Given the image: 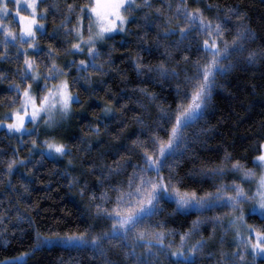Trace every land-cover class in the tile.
I'll use <instances>...</instances> for the list:
<instances>
[{"label":"snow or ice","instance_id":"6c2138e0","mask_svg":"<svg viewBox=\"0 0 264 264\" xmlns=\"http://www.w3.org/2000/svg\"><path fill=\"white\" fill-rule=\"evenodd\" d=\"M43 3L44 0H0V43L4 45L0 59L9 58V45L16 49L17 60L23 56L22 67L16 70L19 82L9 84V91L14 93L9 102L15 107L4 114L0 129L6 130L9 135H31L42 123L45 131H54L59 121L70 113L72 104L80 102L79 95L72 90L75 83L80 79H90L89 69L103 70V64L97 60L101 55L97 45L115 34L130 31L127 25L140 19L134 15L137 11L143 13L145 27L149 26L150 18H154L157 29L154 43L157 50L164 47L162 55L165 58L153 65H145L137 54L132 58L135 70L138 74L146 71L150 81L158 82L161 87L168 84L174 96L172 102L164 104L162 101L167 97L162 98L146 88L134 89L141 94L143 101H147L145 104L138 100L140 107L143 109L148 104H154L157 112L147 124L141 115L136 116L142 126L141 133L144 134V129H147L145 140L137 136L131 142L133 148L140 152L141 161L132 164L129 159L121 158L114 162L115 167L108 165L107 172H102L98 183H104L112 175H119L128 165L132 171L127 173L126 179L109 184L99 197L95 194L89 196L92 215L105 222L110 221L107 228L94 233L93 226L89 225L83 231L53 233L50 236H44L34 228L32 248L0 260V264H25L24 258L30 253L52 245L78 252L90 251L93 259H101L103 264H113L107 252L116 247L123 251L126 260L133 258L132 264H157L161 255L169 264H196L206 241L203 237L191 245L187 241L200 232L205 221L222 226L225 217L228 218L226 230L234 233L236 249L230 254L221 251L218 264H256L257 258H264V142H259V151L251 158L253 167H248L240 159H233L226 151L221 163L214 167L201 164L184 175L176 171L192 151L191 146L199 141L200 134L208 131L203 128L196 130V125L205 120L215 90L218 86L222 87L219 80L238 66L246 45L255 39L254 31L246 22V13L237 6L228 8L222 16L218 11L214 19H209L200 7L189 8L188 0H176L174 8L169 0H160L159 6H154L155 0H84L81 4H67V15L60 27L65 29L66 34L71 33L75 42L65 51L77 54L83 53L86 48L88 59L69 60L66 67L61 68L54 59L57 50L52 46L42 49L37 43V34H46L43 21L48 7L41 8ZM164 5L172 13L171 16L166 15ZM206 7L211 9L212 5ZM73 14L76 24L69 26ZM9 16L13 17V21L6 23ZM173 19L178 20L175 27L170 26ZM230 32H234L231 40L226 38ZM173 36L177 38L170 44L165 43ZM51 37H56L55 31ZM193 41L198 58L190 61L187 55L181 57L194 69L190 73L183 69L181 77L179 62L176 66L169 64L172 55L169 49L174 46L188 51L192 49ZM29 51L37 55L30 56ZM40 54H46L47 64L40 60ZM243 59L249 65L258 59L264 60V49L249 50ZM108 63H111L110 59ZM73 65L78 75L70 80L68 68ZM4 79L8 76L0 73V80ZM171 81L176 83L173 85ZM104 111L111 112L112 109L106 107ZM28 124L33 127L28 128ZM92 131L98 132L99 128L94 127ZM37 143L38 137L31 140L33 150ZM39 143L42 157L56 159L70 152L68 145L55 136H48ZM18 163L26 161L10 159L6 170L11 172ZM228 172L238 174L237 178L214 182V190L201 193L196 187L187 186L189 181L199 185L203 179L224 177ZM72 183L70 180L69 185ZM80 191L83 195L84 189ZM108 192L115 193V196L110 197ZM165 203L174 204V213L191 215L195 212L198 215L183 232L165 229L162 223L152 225L150 221L163 211ZM245 206H248L247 209ZM218 208L227 211L212 217L199 215ZM249 216H255L261 223L249 224ZM18 219L23 220L24 217L18 216ZM28 223L33 227L31 218ZM176 236H179L178 242L171 239L165 243L169 237ZM138 248L143 251L138 252Z\"/></svg>","mask_w":264,"mask_h":264},{"label":"trees","instance_id":"16d2710c","mask_svg":"<svg viewBox=\"0 0 264 264\" xmlns=\"http://www.w3.org/2000/svg\"><path fill=\"white\" fill-rule=\"evenodd\" d=\"M83 2L45 0L41 4V8L48 7L46 34H39L37 43L42 49L47 50L52 46L57 50L54 59L61 68L66 67V61L88 59L86 48L83 53L77 54L65 51L75 39L60 27L67 15L66 5ZM169 2L174 8L176 0ZM159 5L160 0H155L154 6ZM206 5H212V8L208 9ZM188 6L200 7L209 19H214L218 11L222 16L228 8L238 6L246 13V22L254 31L255 39L246 45L245 52L237 62L238 66L219 80L222 87L218 86L215 90L205 120L196 125V130L203 128L208 131L200 134L199 141L191 146L192 151L177 166L176 171L184 175L201 164L214 167L221 163L226 151L231 153L233 159H240L248 167H253L251 158L258 153L259 142H264V60L258 59L249 65L243 56L249 50L264 49V0H188ZM164 8L166 15L171 16L166 5ZM134 15L140 19L127 25L130 31L115 34L97 45L101 53L97 60L103 64V70L89 69L90 79H80L75 83L72 90L79 95L80 102L72 104L68 124L48 134L66 143L69 154L57 159L42 157L40 150L31 149V138L24 136L17 139L0 129V217H3L0 219V260L28 252L32 248L34 228L42 235L50 236L53 233L83 231L89 225L93 226L92 231L95 233L110 225V221L105 222L92 215L89 196L95 194L99 197L109 184L126 179L127 173L132 171L128 165L119 175H112L104 183H98L102 172H107L108 165L115 167L114 162L121 158L129 159L132 164L141 161L140 152L133 148L131 142L137 136L145 140L147 129H144V134L141 133L142 126L136 116L141 115L147 124L151 123L157 112L154 104L142 109L137 101H143V97L134 89L146 88L162 98L167 97L162 101L164 104L172 102L174 96L168 84L161 87L158 82L150 81L146 71L138 74L135 70L132 58L137 54L145 65H153L165 57L162 55L164 47L157 50L154 43L157 33L154 18H150L149 26L145 27L143 13L137 11ZM177 23L178 20L173 19L170 26L175 27ZM75 24L76 17L73 14L69 26ZM54 31L56 37L52 38ZM232 35L234 32H230L226 38L231 40ZM176 38L169 37L165 43L170 44ZM195 47L193 41L191 50L185 51L174 46L169 49L172 53L169 64L176 66L179 62L181 77L184 75L183 69L189 73L194 70L191 63L186 64L181 57L187 55L190 61L197 59ZM9 48V58L0 59V73L8 76V79L0 80V120L15 107L9 102L14 95L9 91V84L19 82L16 70L23 63V56L17 60L16 49L11 45ZM3 50L4 45L0 43V51ZM28 55L37 54L29 51ZM39 58L43 64L49 62L46 54H40ZM109 59L111 63H108ZM68 71L70 80L78 75L74 65ZM170 83L174 85L176 81ZM143 102L147 104V101ZM172 106L175 107V104L172 103ZM106 107L112 111L105 112ZM94 127H98L99 131H92ZM189 134L192 135L191 130ZM10 159L24 160L26 163H18L8 172L6 166ZM221 179L224 178L209 177L201 180L199 185L189 181L187 186L196 187L202 193L214 190L213 183ZM70 180L73 181L71 186ZM81 189H84L83 195ZM108 195L114 197L115 193L108 192ZM174 207V204L165 203L163 211L153 217L150 223L154 226L162 223L165 229L186 231L197 213L181 215L172 211ZM18 216L24 219L20 220ZM29 218L33 227L29 226ZM247 221L249 224L261 223L255 216L247 217ZM207 236L204 228L202 237L205 239ZM171 239L178 242L179 236L169 237L165 243ZM137 251L142 252L143 249L138 248ZM107 256L113 264H132L133 258L126 260L119 247L109 249ZM24 259L25 264H103L101 259L94 260L90 251L78 252L57 245L36 250ZM208 261L205 256H198L196 264H208ZM157 264H169V261L161 255ZM256 264H264V258H259Z\"/></svg>","mask_w":264,"mask_h":264},{"label":"rangeland","instance_id":"374dc122","mask_svg":"<svg viewBox=\"0 0 264 264\" xmlns=\"http://www.w3.org/2000/svg\"><path fill=\"white\" fill-rule=\"evenodd\" d=\"M137 2H139V0H137ZM40 7H41V5H40ZM12 21H13V17L9 16L8 20L5 22L9 23ZM43 22L46 25L45 19ZM12 26L15 28L16 24L13 23ZM39 34L40 33H38L37 36ZM85 35H87V33H85ZM71 114H72V106H71L70 113L66 117H64L63 119H61L59 121V126L54 131H52V130L45 131L44 126L41 123L40 125L36 126L37 130L35 132H32L31 135L25 134L23 136H20V135H13V136H15L17 139H21L22 137L27 136V137L31 138V140L36 139L38 137V140L42 141L43 139H45V136L48 137L49 133L53 134V133L57 132L60 127L66 126L68 124L70 118H71ZM26 126L28 128L33 127L31 124H28ZM39 141H38L37 146L34 150H40L41 146H40ZM31 149H33L32 144H31ZM57 158H60V157H57ZM237 176H238V174H236V173L228 172L223 177L224 179H222V180L227 182V181H230L232 179H236ZM246 187H248V185H246ZM245 207L247 209L248 206H245ZM226 211H227V209H225V208H218V209H215L212 211H207V212L199 214V215L212 217L218 213H222V212H226ZM227 219H228L227 217L224 218V222H223L222 226L221 225H215L214 226L211 222L205 221V223L201 225L200 232L187 241V244L191 245V244L195 243L196 240L201 239V237L203 235V230H204V228H206L208 236H207V238H205L206 243L204 245L203 253L199 256H205L209 260L207 262L208 264H218V261L220 260L219 254L221 251L230 254L234 249H236V243L234 242V233L232 231L226 230L228 227ZM242 231H243V229H242ZM209 253H211V256H209ZM249 259H250V257H249ZM258 259L259 258H257V260Z\"/></svg>","mask_w":264,"mask_h":264}]
</instances>
